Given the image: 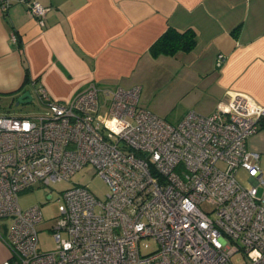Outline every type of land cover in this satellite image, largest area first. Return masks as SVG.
Returning <instances> with one entry per match:
<instances>
[{"label": "built area", "instance_id": "2783aa9c", "mask_svg": "<svg viewBox=\"0 0 264 264\" xmlns=\"http://www.w3.org/2000/svg\"><path fill=\"white\" fill-rule=\"evenodd\" d=\"M13 4L45 25L40 0H0V11ZM223 61L219 54L216 66ZM34 91L45 111L0 113V218L11 221L1 264H234L235 254L264 264V170L247 146L264 104L227 92L212 113L190 110L173 124L140 104L139 86L90 83L64 101ZM86 164L107 183L105 198L85 185L61 191L55 247L40 250V206L23 209L18 194ZM144 238L157 248L141 253Z\"/></svg>", "mask_w": 264, "mask_h": 264}, {"label": "crops", "instance_id": "0c3cea01", "mask_svg": "<svg viewBox=\"0 0 264 264\" xmlns=\"http://www.w3.org/2000/svg\"><path fill=\"white\" fill-rule=\"evenodd\" d=\"M40 26L22 4L0 11V95L42 86L53 100L90 83L140 87V104L176 123L212 113L227 92L264 104V0H40ZM173 28L195 34L188 51H150ZM12 35L15 38H12ZM224 61L216 66L217 56ZM28 77V79H25ZM24 85V86H23ZM264 168V119L248 141ZM0 233V264L9 256Z\"/></svg>", "mask_w": 264, "mask_h": 264}, {"label": "rangeland", "instance_id": "374dc122", "mask_svg": "<svg viewBox=\"0 0 264 264\" xmlns=\"http://www.w3.org/2000/svg\"><path fill=\"white\" fill-rule=\"evenodd\" d=\"M45 111L44 106L39 101L35 91L32 93V100L26 103L15 104L13 100L0 95V113H8L14 116H28ZM106 114L104 109L101 111ZM170 123L176 122L166 118ZM264 170V168H261ZM237 179L243 184L248 185V180L244 170L237 172ZM74 185H85L99 199H104L108 191V185L101 176L94 172L90 164L83 165L82 168L73 173L68 180L50 182L48 185L36 184L32 188L21 191L18 194L19 205L26 209L39 205L43 222L38 231V247L42 251H47L55 247V240L51 229L54 226V219L58 215L57 198L60 192ZM11 221L8 218H0V233L7 234V227ZM140 251L143 254L150 253L157 248L156 242L149 238H144L139 242ZM234 264H240L242 259L239 254L232 256Z\"/></svg>", "mask_w": 264, "mask_h": 264}, {"label": "trees", "instance_id": "16d2710c", "mask_svg": "<svg viewBox=\"0 0 264 264\" xmlns=\"http://www.w3.org/2000/svg\"><path fill=\"white\" fill-rule=\"evenodd\" d=\"M195 39H196L195 34L190 30H187L183 33H179L173 28L169 27L153 43L150 51L153 55H156L159 53L173 55L175 52L179 50L188 51L192 49V47L195 44ZM25 79H28V77H26ZM26 89H23L22 87H20L18 90L10 92L9 94H12V95L15 93L17 94ZM10 100L14 101V97H12Z\"/></svg>", "mask_w": 264, "mask_h": 264}, {"label": "water", "instance_id": "95a60500", "mask_svg": "<svg viewBox=\"0 0 264 264\" xmlns=\"http://www.w3.org/2000/svg\"><path fill=\"white\" fill-rule=\"evenodd\" d=\"M32 100V93L29 89L23 90L14 96V102L16 105L19 103H26Z\"/></svg>", "mask_w": 264, "mask_h": 264}, {"label": "clouds", "instance_id": "9594fccd", "mask_svg": "<svg viewBox=\"0 0 264 264\" xmlns=\"http://www.w3.org/2000/svg\"><path fill=\"white\" fill-rule=\"evenodd\" d=\"M115 124H116V120H113V121L111 122V124L109 125V127L112 129V131H116V132H118L119 130L116 129L115 127H113ZM249 255H250V257L253 258V259H258V258H260V256H261V254H260L258 251H255V250H254L253 252H251Z\"/></svg>", "mask_w": 264, "mask_h": 264}]
</instances>
